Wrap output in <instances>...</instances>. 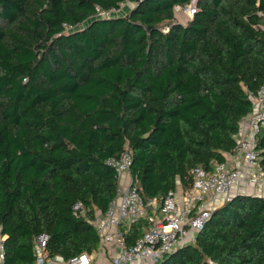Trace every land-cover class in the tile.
Masks as SVG:
<instances>
[{
    "label": "trees",
    "instance_id": "obj_1",
    "mask_svg": "<svg viewBox=\"0 0 264 264\" xmlns=\"http://www.w3.org/2000/svg\"><path fill=\"white\" fill-rule=\"evenodd\" d=\"M196 1L187 24L174 7ZM127 10L97 17L96 7ZM264 85V0H0V225L6 263L94 253L90 219L117 196L127 147L144 197L162 200L236 144ZM257 149L264 167V129ZM81 201L86 216L76 215ZM148 221L134 223L129 244ZM155 264H264V195L237 193L195 240Z\"/></svg>",
    "mask_w": 264,
    "mask_h": 264
},
{
    "label": "built area",
    "instance_id": "obj_2",
    "mask_svg": "<svg viewBox=\"0 0 264 264\" xmlns=\"http://www.w3.org/2000/svg\"><path fill=\"white\" fill-rule=\"evenodd\" d=\"M126 5L109 9L97 6L96 16L119 14ZM174 11L175 18L183 14L189 22L197 12L196 1L186 6L176 5ZM250 99L252 109L240 121L233 151L212 169L195 167L193 186L188 190H183L179 184L162 200L144 197L132 176V150L127 147L119 156L107 160L117 172V196L104 213L96 214L90 221L101 239L100 248L113 246L112 264H155L165 254L193 242L213 210L228 198L237 193H254L255 186L264 191V167L257 149L264 129V85L256 93L251 92ZM73 210L76 215L86 216V207L81 201L74 204ZM141 219L148 221V228L142 237L129 244L127 234ZM6 240L7 235L0 225V264H7ZM48 241L45 233L36 238L35 264L94 263V254L87 252L70 259L60 254L51 257L47 252Z\"/></svg>",
    "mask_w": 264,
    "mask_h": 264
},
{
    "label": "crops",
    "instance_id": "obj_3",
    "mask_svg": "<svg viewBox=\"0 0 264 264\" xmlns=\"http://www.w3.org/2000/svg\"><path fill=\"white\" fill-rule=\"evenodd\" d=\"M248 193V192H247ZM252 193V192H251ZM255 194V193H252ZM264 195L262 193L257 192L255 195ZM113 246H107L99 248L97 252H94V263L93 264H112L113 261Z\"/></svg>",
    "mask_w": 264,
    "mask_h": 264
},
{
    "label": "rangeland",
    "instance_id": "obj_4",
    "mask_svg": "<svg viewBox=\"0 0 264 264\" xmlns=\"http://www.w3.org/2000/svg\"><path fill=\"white\" fill-rule=\"evenodd\" d=\"M127 9H128L127 6H124L121 12H125V10H127ZM176 20H177V21H181V22L184 23V24H187V23H188V21L184 19L183 14H179V15L176 17ZM253 189H254V191H255L254 193L259 192V193L264 194V191H263L262 188H260V187H256V186H255Z\"/></svg>",
    "mask_w": 264,
    "mask_h": 264
}]
</instances>
